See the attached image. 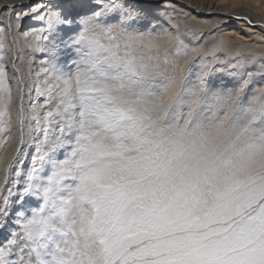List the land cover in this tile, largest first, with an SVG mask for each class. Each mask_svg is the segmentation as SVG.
Returning a JSON list of instances; mask_svg holds the SVG:
<instances>
[{"label":"snow or ice","instance_id":"6c2138e0","mask_svg":"<svg viewBox=\"0 0 264 264\" xmlns=\"http://www.w3.org/2000/svg\"><path fill=\"white\" fill-rule=\"evenodd\" d=\"M153 7L0 5V50L9 38L18 47L25 19L38 25L11 76L0 62V134L10 81L19 98L18 143L0 171V264H264V53L164 27ZM25 88L43 98L27 112Z\"/></svg>","mask_w":264,"mask_h":264},{"label":"bare ground","instance_id":"6f19581e","mask_svg":"<svg viewBox=\"0 0 264 264\" xmlns=\"http://www.w3.org/2000/svg\"><path fill=\"white\" fill-rule=\"evenodd\" d=\"M19 2L20 0H0V5L19 4ZM141 2L148 3L154 6L152 9H150V11L152 12V15L155 17L154 22L163 24L164 27H169L170 24H176L171 20L172 19L171 14L166 12V8L172 5H174L175 8L179 9L180 12L184 14H188L189 16H192V17H196V15L200 14L202 17L206 19H208V16H211L213 20H220V21L227 22L229 19V16H232V15L235 16L234 14H237L238 16L241 14L239 17H242L243 15H247L248 18L249 16L254 18V20H252V23L264 25V0H141ZM157 5L158 7H156ZM17 11H19V9H17ZM2 15L3 17H8L11 15V18L13 21V33H16L17 30L15 29V16L8 12H4ZM26 22L30 23L29 24L30 26H28L26 30H24V28L22 27L21 30L23 31L19 34V37H20L19 48L21 49L20 46L22 44L25 50H27V46L23 38V32L29 30V28L33 26L38 27V25L34 24V21L31 20L30 22H28V19L24 20L23 26ZM236 24L239 30L238 34L240 35L241 33H243L245 35H243L242 37H238L236 35V38L238 37L239 41L235 42V45H233L232 43H228L230 46V50L233 52H240V53L244 51L245 54L264 53V40L261 38V37H264V29H263L264 27L256 26L252 29V28H249L248 25L242 22L236 23ZM3 26H5V23L0 22V27H3ZM5 30L7 31L6 27H5ZM28 39L29 41H31L32 37H29ZM244 42L247 44H245ZM249 42H254L253 43L254 45L252 44L253 46L252 45L249 46L248 45ZM257 42L261 43V46L260 44L256 45L255 43ZM7 44H8V49H12V38H9L7 40ZM8 49L0 50V62H2L3 66L7 68L9 75L11 76L12 69H11L10 61H11L13 54L18 53V47L16 49H12L11 51H9ZM4 52L7 53L6 56L2 54ZM62 57H63V60L68 59L67 56H61V58ZM38 63H39V60L37 59V64ZM35 69H36V72H33L34 76L39 73V67L36 66ZM10 87L12 88L13 99L11 103L8 104L9 114L8 116L5 117L8 125H10V129L8 132L0 134V144L4 143V138H7V140L10 138L11 139L10 142H11L12 140L15 139V136L17 137L16 144L18 143V135H17L18 122L17 121H18V111H19L18 109L19 98L16 96V86H15L14 81H10ZM37 98H39V96L35 94L33 101L36 102ZM6 102H7V97L0 94V104L6 103ZM41 103H43V100L36 102L37 107ZM7 160L5 162L0 163L1 164L0 171H2V169L6 166ZM2 179L3 177L0 176V180ZM33 200L34 198H29V203L32 202Z\"/></svg>","mask_w":264,"mask_h":264},{"label":"rangeland","instance_id":"374dc122","mask_svg":"<svg viewBox=\"0 0 264 264\" xmlns=\"http://www.w3.org/2000/svg\"><path fill=\"white\" fill-rule=\"evenodd\" d=\"M166 12L171 14V17H172L171 20L174 23H176V25L179 26L181 31H184L185 28H187V27H197V28H200L205 33L212 31L213 37L215 39H224V40H227L226 41L227 43H232L233 45H235V42L239 41L238 37H242L243 35H245L243 33H241L240 35L238 34L239 30H238L237 24H236V23H240V22H242V23H245V22L243 20L232 19V17H234L233 15L229 16L228 21L225 22V21H220V20H213L211 16H208V19H206V18L202 17L200 14L196 15V17H192V16H189L188 14H184V13L180 12V10L175 8L174 5L167 7ZM234 15L237 16V14H234ZM240 15H238V16H240ZM243 16L248 18L247 15H243ZM248 20L251 21V25H248L246 23L245 24L248 25L249 28L253 29L256 26L259 27V24L252 23V20H254V18L249 16ZM30 21L31 20L28 19V22H30ZM29 24L30 23H27V22L24 24V26H23L24 30H26V28L28 26H30ZM34 24H35V22H34ZM22 31L23 30L20 29L19 34ZM229 34H231V35H229ZM236 35L238 36L237 38H236ZM16 38H18L19 42H20L19 35ZM261 38L264 40V37H261ZM211 39L212 38H209L208 41H204L202 43L207 44V43L211 42ZM253 43L254 42H249L248 45L251 46ZM245 44H247V43H245ZM255 44L256 45L260 44V46H261V43H259V42L255 43ZM20 47L23 48L22 44ZM19 49L20 48L18 45V53L17 54H22V53H20ZM242 53H245V52L243 51ZM61 60H63V57L61 58ZM26 61H27V57H25V59L23 61L18 60L17 63L18 64H21V63L26 64ZM35 68H36V66L33 67V72H36ZM34 77L35 76L33 75V79H34ZM30 82L31 81H29V83ZM24 92H25L24 93V107H25V111L27 112V110L32 106V102H33L34 95L36 94V92L34 89L29 91L27 88H25ZM41 100H43V98L39 97V98H37L36 102H39ZM26 123H27V121H26ZM10 140L11 139L9 138L7 140V143L6 144L3 143V147H0V163L5 162L11 156L13 149L16 145L17 137L15 136V139L12 140L11 142H10ZM23 147H24V152L21 154V156L24 159L25 163L23 165H20L19 167H20L21 171L26 174L28 168L31 165L30 153L34 152V148H33V145L31 146V144H26ZM0 166H1V164H0ZM12 178L17 179L14 174H13ZM3 195H7V192H4ZM30 204L32 205L33 203L30 202ZM32 206H35V205H32ZM26 215H30V211H29V213L26 212ZM9 223H11V222H9ZM13 227H15V226L13 225ZM5 235H7L6 232H0V241L4 240ZM13 258H15V257H13Z\"/></svg>","mask_w":264,"mask_h":264}]
</instances>
